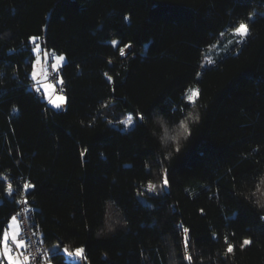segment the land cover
I'll return each mask as SVG.
<instances>
[{
	"label": "trees",
	"instance_id": "1",
	"mask_svg": "<svg viewBox=\"0 0 264 264\" xmlns=\"http://www.w3.org/2000/svg\"><path fill=\"white\" fill-rule=\"evenodd\" d=\"M33 36L66 57L63 109L30 76ZM263 183L264 0H0V240L25 200L53 264H264Z\"/></svg>",
	"mask_w": 264,
	"mask_h": 264
},
{
	"label": "rangeland",
	"instance_id": "2",
	"mask_svg": "<svg viewBox=\"0 0 264 264\" xmlns=\"http://www.w3.org/2000/svg\"><path fill=\"white\" fill-rule=\"evenodd\" d=\"M35 37H38L37 43H39L41 47V53L39 55L40 62L39 63L36 62L37 54L32 51L34 54L32 66L35 65L36 77L33 78L31 75L33 71V67L31 69L30 76L33 80V83L36 89L42 92V97L47 102V104L55 109H63L65 108V105H66V97H65L64 91L62 90V84L59 83V81L62 80V77L58 71L62 67V65L66 62V57L62 53H57L51 49L44 47L40 41V37L39 36H35ZM243 38L244 37H241L240 35H238L236 31L228 30V31L221 32L219 40L214 42L212 47L209 48L206 52H204L202 59H201V63H200L201 68H204V67H207L213 64L217 57H219L222 53L233 49L236 45H238L243 40ZM34 46L35 45L33 44V47ZM129 48L130 46H127L124 51H127ZM45 53H47V56H45ZM60 56H63L64 59L63 60L58 59V57ZM52 64L56 65V69H53L51 67ZM51 70L57 73L56 77L54 78L51 77L50 75ZM45 85H52V87L45 89L44 87ZM197 94H198L197 86L191 85L186 89L184 96L187 101L192 102L196 98ZM59 96H63L64 99L62 101L57 100V97ZM51 101H56V103L60 104V107L59 108L55 107L54 104L51 103ZM130 117L133 119V121L136 120V117L133 114L127 113L122 119L123 127H125V124ZM180 129L182 131V127ZM172 135H175V133ZM262 187H264V183ZM148 188L153 190V188H156V185H153V184L148 185ZM13 217H15V215L11 217L10 221L15 220L13 219ZM9 230H13L11 226ZM5 233H7V231ZM65 248L68 250L69 253H72V255L66 254L63 251V249ZM78 248H82V247L80 246L74 249H70L67 247H61L60 251L63 253L65 260L69 262L83 261L84 254L80 257L76 256L75 254L76 249ZM20 262L21 264H23V260H20ZM46 264H53V262L48 259L46 260Z\"/></svg>",
	"mask_w": 264,
	"mask_h": 264
},
{
	"label": "snow or ice",
	"instance_id": "3",
	"mask_svg": "<svg viewBox=\"0 0 264 264\" xmlns=\"http://www.w3.org/2000/svg\"><path fill=\"white\" fill-rule=\"evenodd\" d=\"M236 32H237L238 35H240L241 37H245V36L248 35L249 28H248V26H247L246 24L241 23V24L239 25V27L236 29ZM37 40H38V37H35V36L30 37V41L35 45V46L32 48V51L35 52V53L37 54V61H36V62L39 63V62H40V61H39V55H40V53H41V47H40L39 43H37ZM45 56H47V53H45ZM58 59L63 60L64 57H63V56H60V57H58ZM32 67H33V71H32V73H31V75H32L33 78H35V77H36L35 65H33ZM51 67H52L53 69H56V65H55V64H52ZM59 83L62 84V83H63V80H60ZM44 87H45V89H47V88L52 87V85H45ZM63 99H64L63 96H59V97H57V100L62 101ZM51 103L54 104V106L57 107V108L60 107V104H59V103H56V101H51ZM143 119H144L143 116L139 117V120H140V121H142ZM132 125H133V119L130 117V118L127 120V122H126L125 127L132 126ZM182 130L185 131V132H187L188 135H190V132H189V130L187 129V126H186L185 124L182 125ZM177 151H179V149H177ZM163 183H164L165 186L168 185L169 182H168V179H167L166 177H165ZM24 187H25V189L27 190L28 188H30V187H32V186L26 184ZM258 190H259V189H258ZM13 219H15V217H13ZM183 231L185 232V234H187V233L189 232V229L184 228ZM12 239H13V241L16 242V247H17V248H20V247H23V246H24V243H25V242H24L23 240H18V241H17L15 236H13ZM250 243H251V241H250V240H247V239H245V240L243 241V245H248V244H250ZM187 244H188V239H187V236H185V247H187ZM0 248L3 249L4 256L6 257V259H7V261H8V264H21V262H20L19 260L14 259V258L9 254V243H8V236H7V233H5V234L3 235L2 240H0ZM63 251H64L66 254H68V255H72V253H69L68 250H67L66 248L63 249ZM226 251H227L228 253H232V252H233V247H232L231 245H229V246L227 247V250H226ZM83 253H84V249H83V248H78V249H76V252H75L76 256L80 257V256L83 255ZM25 259L27 260V257H26ZM185 259L190 261V260H191V257H190V256H185Z\"/></svg>",
	"mask_w": 264,
	"mask_h": 264
},
{
	"label": "built area",
	"instance_id": "4",
	"mask_svg": "<svg viewBox=\"0 0 264 264\" xmlns=\"http://www.w3.org/2000/svg\"><path fill=\"white\" fill-rule=\"evenodd\" d=\"M56 74L55 71H50L52 78L56 77ZM14 215L19 222V237L25 242L22 251L23 264H46L48 252L42 241L41 231L30 224L31 209L25 200L19 201Z\"/></svg>",
	"mask_w": 264,
	"mask_h": 264
},
{
	"label": "crops",
	"instance_id": "5",
	"mask_svg": "<svg viewBox=\"0 0 264 264\" xmlns=\"http://www.w3.org/2000/svg\"><path fill=\"white\" fill-rule=\"evenodd\" d=\"M10 226H11V228L13 230H9L10 229ZM6 231H7L8 243H9V254L14 259H17L19 261L20 260H23V258H22V251H23V249L25 247V243H24V246L23 247L17 248L16 247V242L13 241V239H12L13 236H15L17 241L18 240H22L19 237V222H18V219L17 218H15V220H12V221L9 220L5 232ZM5 232H4V234H5ZM0 264H8V261H7L6 257L4 256V252H3V249L2 248H0Z\"/></svg>",
	"mask_w": 264,
	"mask_h": 264
},
{
	"label": "clouds",
	"instance_id": "6",
	"mask_svg": "<svg viewBox=\"0 0 264 264\" xmlns=\"http://www.w3.org/2000/svg\"><path fill=\"white\" fill-rule=\"evenodd\" d=\"M191 120L193 122H196L199 120V117L198 116H191ZM184 124L187 126V129L189 130L188 123H184ZM179 136H183L185 139H187L188 133L182 130L179 133ZM259 207L264 208V202L259 203ZM122 225H123V221L121 219L113 217V216H111V214H109L108 220L105 223L104 231L107 233H113L116 230L117 226H122ZM98 234H103V233H98Z\"/></svg>",
	"mask_w": 264,
	"mask_h": 264
}]
</instances>
